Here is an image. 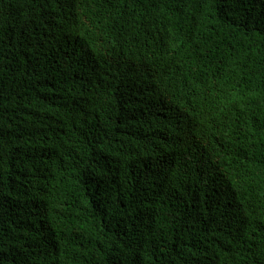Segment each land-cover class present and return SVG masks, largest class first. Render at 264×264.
Masks as SVG:
<instances>
[{"label":"trees","instance_id":"obj_1","mask_svg":"<svg viewBox=\"0 0 264 264\" xmlns=\"http://www.w3.org/2000/svg\"><path fill=\"white\" fill-rule=\"evenodd\" d=\"M0 264H264V0H0Z\"/></svg>","mask_w":264,"mask_h":264}]
</instances>
